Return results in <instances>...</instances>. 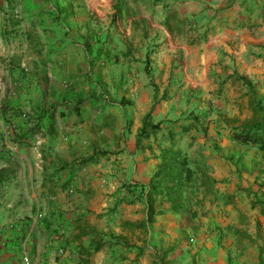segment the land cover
Instances as JSON below:
<instances>
[{
  "label": "rangeland",
  "instance_id": "374dc122",
  "mask_svg": "<svg viewBox=\"0 0 264 264\" xmlns=\"http://www.w3.org/2000/svg\"><path fill=\"white\" fill-rule=\"evenodd\" d=\"M183 1L0 0V105L5 108L4 113L0 112V169L3 167L7 169V177L0 182V264H26L24 257H27L29 264H80L75 253L77 244L71 241L73 223H70L68 218L72 217L74 209L85 201L78 199L72 187L70 190L58 191L53 197L42 193L41 181L44 174L49 175L54 171L62 157L70 159L78 154H86L89 150L87 137L91 134V129H96V121L101 125L103 118L108 117L111 126L106 127L105 133L110 136L113 134L110 130H114L117 138L114 144H110L111 154L102 161V165L105 169L111 167L114 169L115 173H107L116 177L117 184H110L113 189L109 191V183L102 181L105 192L102 199L97 201L99 206L97 208L101 207L104 211L100 212V216L93 217V220L98 219L103 226H118L121 215L124 214V209L129 203L126 200L131 199L124 181L129 180L128 167L132 166L134 159L131 154H135V149H138L133 145V137L146 112L145 105L141 102L127 109H120L118 106L123 94L135 99L140 97L132 90L134 83L145 87L150 82L154 85L152 119L160 121L161 131L156 136L159 143L151 140L155 149L153 153H156L161 145L169 147L180 140L176 135L175 142L167 140L164 135L170 127L175 129L192 121L200 125L191 131L193 134L182 133L183 136L192 139V142L182 144L185 150L195 149V153L192 152L191 156H197L207 149L203 147L206 142L197 148L196 142H199L197 138L203 137L209 142V137L224 133L226 128L222 123L227 117V112H230L223 106L224 104L228 107L232 106L231 99L236 98L237 93L241 91L237 87H240L239 84L242 82L227 79L226 71L219 66L223 63L231 69L233 64L232 53L224 45L218 47V58L210 65L206 77L204 74L207 64L203 61L198 63V58L192 57V61L187 63L182 61L184 57L171 59L175 56L172 53L176 51H172V48L165 50L167 42L164 41L165 37L160 30L163 29L162 26L172 29L174 24L170 22L171 25L167 26L166 23L167 16L170 17L168 7L176 9ZM236 2L246 4L253 9L258 7L264 9V0H236ZM119 6L123 7L124 11L118 15L116 21L110 20L112 10H116ZM209 8L207 3L205 10ZM143 10L149 11L150 15L144 17ZM130 14L138 16L137 23L145 25L148 32L151 31L152 40L146 42L147 53L152 54L156 50L153 54L158 53L157 56L153 55V58L146 56L147 59L145 57L144 62L138 63L131 76L111 64L107 69L105 65L101 74L93 72L92 76V72L88 73L87 82L83 81L81 86L86 94L92 95L96 108H89L84 118L71 116L70 105L66 101L73 102V97L69 94L73 83L70 84L67 80L58 81L56 96L52 97L53 79L56 78L52 67V34L55 33L54 37L60 39L70 33L71 23L82 22L92 30L87 32L86 36L94 46L104 39L106 32L104 30L102 34L103 26L110 24L113 32H109L107 36L111 34V39H114L116 22L125 29ZM263 16L264 10L260 17ZM207 17L211 18V15ZM253 17H249L255 21L251 25H256L258 23L256 16ZM193 21L198 23L196 19L187 20L189 29L195 28ZM174 22L176 25V20ZM82 27V32H85L84 26ZM26 33L33 35L35 44L28 43ZM211 34L210 30L202 33L201 42L206 41V37L209 38ZM133 37L137 38L135 40L137 43L142 44L137 48H141V52H144L143 40L139 39V35ZM209 45L202 44L199 57ZM229 47L236 48L235 42L229 43ZM37 50H43L42 56L36 53ZM91 52H94V47ZM248 53L257 56L258 50L249 47ZM164 56L169 59L168 62L163 60ZM169 73H171L170 77H168ZM166 82L169 86L164 93H161L160 87ZM80 84H76V87ZM185 84L195 86L190 87ZM251 92L249 96L253 95L252 89ZM63 95L69 98L63 101L65 104L60 101V96ZM56 100L60 103V110L64 109L66 114L59 115L57 112L55 133L52 134L48 132L46 118L39 120L38 115H40V104L47 108ZM33 129L39 130L34 132ZM162 132H164L163 136ZM176 133L181 132L174 134ZM195 139L197 140L194 143ZM18 143L21 145L19 146ZM210 146L208 144V147ZM138 150L143 159L148 156L144 153L146 150ZM41 165L45 167V173ZM134 191L139 192L140 189ZM125 197L127 199H124ZM260 198L264 200V196ZM204 201H212V199L205 197ZM120 204L124 205L122 210L114 218L110 216L108 218L106 216L108 210ZM201 208L202 216L208 210L204 212ZM198 216L200 219L199 214ZM250 223H246L245 229L251 228L253 234H256V230L259 233L264 229L261 224L256 225L255 222L250 226ZM105 231L109 230L102 229V232Z\"/></svg>",
  "mask_w": 264,
  "mask_h": 264
},
{
  "label": "crops",
  "instance_id": "0c3cea01",
  "mask_svg": "<svg viewBox=\"0 0 264 264\" xmlns=\"http://www.w3.org/2000/svg\"><path fill=\"white\" fill-rule=\"evenodd\" d=\"M207 3L210 8L205 10ZM116 8L118 11L112 10L110 20L116 21L119 18L118 15L124 11L123 7L119 6ZM168 8L170 17L167 16L168 20L166 23L167 26H170L171 23L174 26H172V29H166L162 26L163 29L160 30V33H163L164 41L167 42L166 48L164 47L165 50L172 48V51H176V53H172L175 56L171 59L175 60L174 58L184 57L182 61L187 63V61H192V57L198 58V63L203 61L207 64L204 74L206 77V72L210 69V65L218 58V47L221 45L226 46L232 53V68H228L223 63L219 66L226 71V77L235 72L243 75L251 82L250 89L253 90L255 99L260 101L262 106L261 117L264 118V16L260 17L263 15V7L253 9L246 4H237L236 0H184L180 7H176V9ZM149 15V11L143 10L144 17ZM209 15H211V18L207 17ZM251 16L252 18L256 16V22H258L256 25H251L252 22H255L254 19H249ZM137 18L138 16L130 14L127 17L128 23L125 25V29L116 22L117 26L114 27L116 38L114 39H111V34L109 37L107 36L109 32H113L110 24L103 26L102 34L104 30L106 32L104 39L97 42V45L94 44V46L88 40L89 37L86 36L87 32L89 33L92 30L82 22L71 23L70 33L60 39L54 37L55 33L52 34V67L56 77L53 79L52 88L57 91L56 83L67 80L70 84L73 83L71 93H69L73 99L76 97H90V100H86L79 111L72 113L71 116L84 118L89 108H96L92 95L86 94V91L81 86L83 81L87 82L88 73L92 72V76L93 72L101 74L100 72L102 69L104 70L105 65V69H107V66L111 64L118 66L120 71H125L128 76H131L134 73L133 69L137 68L139 62H144L146 56L153 58V52L155 53L156 50L151 54L147 53L148 48H146L147 40L148 42L152 40V33L147 31L145 25L137 23ZM189 19L198 20V23L193 21L195 28L189 29L190 26L186 24ZM175 20L177 22L176 25ZM82 26H84L85 32H82ZM66 28L68 29L67 26ZM209 30L212 31V36L206 37V41L201 42V34ZM213 30H215L214 33ZM27 34L28 43H32L31 45L35 44L33 35L29 33L30 35L27 36ZM135 35H139V39H142L145 43L144 52H141V48H137L142 44L135 41L137 40V38L133 37ZM233 42L236 44L234 49L229 47V43L233 44ZM202 44L204 46L206 44L210 45L208 49H204L199 57L198 53ZM92 46L94 47L93 53L91 52ZM249 47L258 50V55L249 54ZM137 49H139V52H137ZM36 53L42 56L43 50H37ZM157 54L154 56H157ZM163 60L165 62L169 61L165 56ZM170 76L171 73H169L168 77ZM178 77L181 78L180 76ZM78 83L81 84L76 87ZM165 84L160 87L161 93H164L167 86H169L168 82ZM153 86L152 82L146 87L134 83L132 90L134 93L139 94L140 97L135 99L132 96L123 94L119 99L120 103H118V106L120 109H127L141 102L146 108L145 115L150 109L152 110L154 104L153 97L155 92ZM185 86L194 87L195 85L185 84ZM239 86L237 88H240L241 91L237 93L236 98L231 99L232 106L228 107L225 104L223 106L226 111L230 112H227V117L222 123L226 128L224 133L212 134L214 136L208 138L209 142L203 137L197 138L198 143L196 142L197 139L194 140L197 148L206 142V145L203 146L207 148L206 150L201 151L197 156H191L192 152L195 153V149L188 151L182 147L183 143L192 142V139H188L187 136L183 135L189 132L193 134L191 131L194 128L184 134H174V142L175 135L180 137V140L169 146L186 152L191 166L201 165L206 169L209 191H203L204 193L201 192L199 195V197L204 195V198L200 205L194 207L197 209L200 219H198L196 226L193 228L183 226L182 217L179 214L165 212L153 216L148 233H143L140 230L134 231L133 234L130 231H123L120 227L122 221L136 222L146 218L144 200L142 198L135 199L138 191H129L131 199L124 198L127 199L126 201L132 199L134 201L128 203L127 208L124 209V214L121 215L117 227L113 225L103 226L98 219L93 220V217L100 216V212L104 211L101 207L97 208L99 207L97 206V201L102 199L105 192V186L102 181L108 182L109 185L117 184L116 177L107 173H115L114 169L112 167L105 169L102 165V161L111 154L110 144H114L117 138V133H114V130H110L113 132L110 136L105 133L106 127H103V123L105 121L108 124L107 128H109L111 126L108 122L109 117L103 118L101 125H98L99 123L96 121V129H91L92 135L90 134L87 137L89 150L86 154H78V156L70 159L63 157L60 159L72 161L89 156L100 149L109 151L97 163L88 164L79 170L68 187L60 190H70L72 187L78 199L85 201L75 208L74 215L68 218L70 223H73V226L77 217H82V221L86 220L88 225L99 231L108 229L109 231H105L106 233L122 234L129 239V246H124L120 242L119 244H110L108 242L89 257V264H264V229L259 231V233L256 230V234H253L251 228L245 229L247 222H251L250 226L256 222V225L261 224L264 227V215L260 213L259 208L251 206L252 200L256 197L254 196L255 192L257 196H264V184L262 186L258 184V181H264V153L257 147L237 143L230 133L233 128L249 122L254 117L253 111L249 106L250 93L245 94L246 88L242 84H239ZM76 121L80 120L76 119ZM180 129V126H178L174 130L178 132ZM136 133L133 137L135 148ZM163 133H161L162 136ZM208 135L210 136V134ZM164 136L169 141L167 135ZM151 140L159 143L157 137H150L144 140L143 144L149 143L151 147H137L140 150H146L144 153L148 154L147 157L143 159L138 149H135V154H131L134 159L132 166L128 167L130 175L129 180L124 181L126 185L136 182L147 183L157 170L160 162V151L168 146L164 147V145H161L160 149L153 153L155 149L152 147ZM208 144L211 146L208 147ZM128 172L126 173L127 175L129 174ZM257 175H260V178H257L256 181ZM137 188L135 187L134 189L137 190ZM245 188H249L252 192L244 190ZM112 189L113 186L110 185L109 191ZM139 189L141 190V188ZM205 197L211 198L212 201H204ZM92 202L94 204H91ZM92 205L94 206L92 207ZM154 205L157 209H165V206L159 205L158 200L155 201ZM123 207L124 205L121 204L116 207L112 206L109 210L107 209L109 213L106 216L114 218ZM200 207H202L201 210H204V212L206 210L208 212L201 216ZM91 239L92 237L89 236L83 237V245L88 246ZM104 239L108 240L110 237L104 236ZM145 240H148L145 244V251L140 256H137L138 249L134 245H142ZM112 241L113 239H111ZM77 250L78 245L75 253ZM157 255H160V257L165 255L161 263ZM77 258L79 261L78 256Z\"/></svg>",
  "mask_w": 264,
  "mask_h": 264
},
{
  "label": "trees",
  "instance_id": "16d2710c",
  "mask_svg": "<svg viewBox=\"0 0 264 264\" xmlns=\"http://www.w3.org/2000/svg\"><path fill=\"white\" fill-rule=\"evenodd\" d=\"M30 34L28 33L27 36ZM30 38V37H28ZM31 39V38H30ZM96 57V56H95ZM227 79L233 80L235 82H242L243 86H246V93H251V82L248 81L243 75L238 73L230 74L226 77ZM56 96V91L52 88V97ZM163 96V95H162ZM69 99L67 96H60V101ZM71 99V98H70ZM89 101L90 97H76L66 101L69 103V111L71 113L78 112L79 109L83 106L85 101ZM65 104V103H64ZM249 106L253 111V118L242 125L235 127L231 131L232 138L239 144H248L254 147H257L262 153H264V118L261 117L262 106L260 101L256 100L252 95L249 98ZM59 101H54L52 104L44 108V105L40 104V115H38L39 120L46 118L48 122V132L55 133V115H65L66 112L64 109L60 111ZM5 112V108L0 105V112ZM108 124L104 121L103 127H107ZM200 126L196 121L189 122L187 124L180 125V132L186 133L191 129H197ZM35 130L39 129H33ZM161 131L160 121L155 122L152 119V110L150 109L141 120V126L138 128L136 133L135 145L138 148L141 147H151L148 143L143 144V141L149 139L150 137L155 138L157 134ZM174 133L175 130L171 127L168 128L166 135L169 138L170 142H174ZM173 144V143H172ZM20 146L21 143H18ZM109 151L105 149H100L95 151L93 154L82 157L80 159H75L72 161L60 160L57 167L49 175L44 174V177L41 181V192L47 193L50 196H55L58 191L64 190L68 187L71 180L74 176L81 170L83 167L88 164H94L99 161L101 157H104L108 154ZM160 162L157 170L153 173L147 183H129L128 190L130 192L134 191L135 187L141 188V190L135 196V199L142 198L146 206V218L142 221H122L120 223L121 229L124 231H130L132 234L136 230H140L143 233L149 232L150 224L153 221V216L156 214H162L169 212L172 214H179L182 217V224L185 227H195L199 219L198 212L194 208L200 205L203 201V196H200V193L208 192L209 185L207 184L206 169L201 165L191 166L188 160L187 154L180 149H173L171 147L163 148L160 151ZM43 172H46V169L41 165ZM7 177V169L5 167L0 169V182ZM260 178V175L256 176ZM258 184L262 186L264 181H258ZM244 190L252 192L249 188ZM204 191V192H203ZM255 199L252 200L251 206L253 208H259L260 213L264 215V202L260 199V196H257L256 192L254 193ZM149 197V198H148ZM159 201V205L165 206V209H157L154 203ZM134 199L128 201L132 203ZM194 206V207H193ZM84 216V214H83ZM82 217H77L75 224L73 226V234L71 241L76 242L78 245L77 256L79 257L80 264H89V257L94 253L100 250L108 242L110 244H122L124 246H129V239L122 235H114L113 233H106L99 231L82 221ZM92 237L88 246H84L82 243L83 237ZM104 236H109L110 239L105 240ZM111 239L113 241L111 242ZM148 240L143 241L142 245H134L138 249L137 256H140L145 251V244ZM156 255V253H155ZM160 263L165 258V255H157ZM155 260V259H154Z\"/></svg>",
  "mask_w": 264,
  "mask_h": 264
},
{
  "label": "built area",
  "instance_id": "2783aa9c",
  "mask_svg": "<svg viewBox=\"0 0 264 264\" xmlns=\"http://www.w3.org/2000/svg\"><path fill=\"white\" fill-rule=\"evenodd\" d=\"M24 260L26 261V264H29L27 257H24Z\"/></svg>",
  "mask_w": 264,
  "mask_h": 264
}]
</instances>
